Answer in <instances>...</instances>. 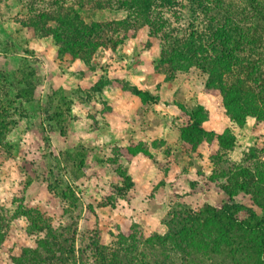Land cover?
I'll return each mask as SVG.
<instances>
[{
  "label": "trees",
  "instance_id": "16d2710c",
  "mask_svg": "<svg viewBox=\"0 0 264 264\" xmlns=\"http://www.w3.org/2000/svg\"><path fill=\"white\" fill-rule=\"evenodd\" d=\"M104 10L125 15L110 21L85 20L88 12ZM140 26L160 39V62L170 71L196 67L206 75L204 91L221 96L233 124L242 128L247 118L264 121V0H74L70 4L39 0V31L53 37L58 54L85 64L98 48L114 50ZM113 82L143 103L154 100L147 90L127 87L117 78ZM109 83L101 77L94 89L100 91ZM184 112L179 151L190 154L206 142L213 164L211 174L198 173L199 180L192 181L191 187L195 192L214 190L220 201L204 203L198 211L187 207L172 211L164 233L147 238L121 234L116 248L97 245L94 236L90 253H96L101 264H264V145L248 147L241 162L224 167L222 152L234 147V134L228 128L221 133L205 130L207 111L200 104ZM126 151L145 152L141 145ZM118 171L128 188L129 176ZM67 189L61 196L75 202L73 191ZM46 230L51 240L40 241L45 256L26 248L15 264H65L57 237L50 227ZM6 233L0 218V245ZM77 233L74 230L68 240L66 255L70 264H88L90 248L76 245ZM51 244L58 249L54 251Z\"/></svg>",
  "mask_w": 264,
  "mask_h": 264
},
{
  "label": "rangeland",
  "instance_id": "374dc122",
  "mask_svg": "<svg viewBox=\"0 0 264 264\" xmlns=\"http://www.w3.org/2000/svg\"><path fill=\"white\" fill-rule=\"evenodd\" d=\"M72 2L74 0H68V4ZM89 6L87 3L85 8L88 9ZM124 15L121 11L111 13L104 10L88 12L84 17L87 21L98 19L110 21L120 19ZM160 43L158 37L149 34L148 27L140 26L132 32L131 37L116 45L114 50L107 46L98 48L88 64L80 60L79 66L71 69V63L79 59L58 54L53 37L43 35L39 31V0H0V218L7 226V233L0 245V264H15L14 259L26 248L36 249L38 254L45 256L40 241L44 238L51 240V237L47 238L46 229L49 227L57 237L55 242L61 247L65 264H70L66 250L74 230L78 232L75 234L78 239L76 245L90 248L88 264H101L97 254L90 253L94 248L92 245L94 236L97 245L116 248L121 234L133 232L137 236L147 238L154 233H164L165 222L172 211L185 207L192 211L202 208V206L192 208L175 201L162 219V230L145 235L136 224L123 230L116 222L110 223L109 218H103L101 213L109 208L108 205L115 204V195L122 194L119 188L125 189L127 183L122 180L118 186L115 178L111 179L114 177L112 173L116 177H121L115 164L117 157L115 143L125 139L123 137L107 139V144L100 148L101 154L95 155L99 158L102 155V158L106 159V170L95 165L97 168L91 172L89 160L86 163L82 160L84 156L82 151L73 154L61 149L59 152L57 139L52 134L73 127L83 136L88 128H92V123L97 126L102 121L100 115H91L92 123L86 117H80L76 121L75 114L73 112L69 114V110L72 109L70 104L84 105V101H97L101 90H95L94 86L99 79L102 77L111 80L107 86L116 87L113 79H116L120 71L125 70L129 74L132 73L134 78L119 79L121 83H126L127 87H130L136 86L132 83L137 82L141 90L147 84L149 92L154 97L153 101H183L184 110L180 109L178 113L172 115L181 117V121L158 117L155 124L157 132L169 128L172 131L171 143L174 146L180 145L178 138L183 117L186 116L184 111H192L199 104L198 95L201 93L200 90L204 91L206 75L196 67L186 71H170L169 65L160 62ZM43 45L44 49L48 46L50 49L53 47L55 67L58 69L55 75L59 80H53L50 76L45 77L46 72H43V69L46 61L40 52ZM80 67H83L85 72H82ZM96 72L100 73V78L93 82L95 79L93 75L96 77ZM139 72L143 74L146 72L149 76L141 79L133 75ZM51 73L48 72L49 75ZM80 79L83 80L82 83ZM54 81L57 87L52 86ZM118 85L121 86L120 83ZM124 91L129 93L125 100L133 101L131 96L135 95L129 90ZM204 95V100L212 102L214 119L228 123L230 120L225 113L221 96L205 91ZM138 100L141 101L139 98ZM157 109L162 113L163 109ZM205 110L207 111L206 108ZM88 116L91 118L90 114ZM247 119L242 128L229 122L228 129L235 136V145L231 150L222 152L224 167L241 162L243 152L248 147L264 145V121L257 123L254 118ZM114 127V130L118 129ZM87 141L88 138L82 137V143ZM87 156L94 157L91 153ZM210 168L213 169V164ZM87 169L88 172L85 173ZM99 173L109 175L104 178L105 184L103 186L95 184L90 187L91 192L88 190L85 194V187H81L78 182L79 175L80 178L84 174L88 178L92 175L97 179ZM28 186L30 190L25 198L23 190ZM67 187L71 188L77 198L75 202L61 196L64 191H68ZM39 192H42L41 196ZM95 193H98L96 198ZM23 199L27 200L26 203ZM192 205L195 206L196 203ZM99 206L102 207L101 211L98 210ZM50 247L54 251L58 249L55 244H51Z\"/></svg>",
  "mask_w": 264,
  "mask_h": 264
},
{
  "label": "crops",
  "instance_id": "0c3cea01",
  "mask_svg": "<svg viewBox=\"0 0 264 264\" xmlns=\"http://www.w3.org/2000/svg\"><path fill=\"white\" fill-rule=\"evenodd\" d=\"M44 48L43 45L40 52H42L41 55L44 56L46 61V66L43 69V72H46L45 77L50 76L53 80H59L55 75L58 69L55 67L53 47L51 49L50 46ZM43 52L46 53L43 54ZM80 63V60H74L71 63V69H75ZM80 68L82 72H85L83 67ZM48 72H52L51 75ZM119 73L116 76L117 79L127 78L129 80L130 77L134 78L131 75L132 73L129 74L125 70ZM133 75L141 79L149 76L146 72L144 74L143 72L134 73ZM93 77L95 78L93 82H96L100 78V73L96 72V77L94 75ZM79 81L83 82L81 79ZM132 84H136L139 88L137 82ZM52 86L57 87L56 81L52 82ZM80 86L83 87V85ZM117 87L104 86L98 93L97 101H84V105L70 104L72 109L69 110V114L73 112L76 121L80 117H86L92 123L91 115H100V119H102L97 126L92 123V128H88L83 136L73 127H68L65 131L59 130L52 133L53 137L57 139L58 151L62 149L73 154L82 151L84 154L82 160L84 163L89 160V170L91 172L97 168L95 165H98L104 171L106 170V159L102 158V155L100 158L95 157V155L97 153L101 154L100 148L107 144V139L122 137L125 139L115 143V147L120 149L121 152V155L116 157L115 164L116 168L119 167L129 176L130 186L124 189L119 196L115 195V204L113 206L108 205V211H103L101 213L102 217L109 218L110 223L116 222L123 230H127L132 224L139 225L143 233L149 235L163 229L162 219L170 205H173L175 201L187 204L192 208L202 206L204 203L214 204L219 202L221 195L214 190L195 192L191 187L192 181L199 180L198 173H202L204 176H209L211 173L212 163L209 158L211 151L208 144L201 142L194 152L190 154L181 153L179 151L180 145L174 146L170 141L172 131L169 128L156 131L155 124L158 117L164 118V120L166 118H173L175 121L182 120L181 117H173L172 115L180 111V105L184 104L183 101H147L143 103L136 96L131 95L133 101H127L125 96L128 98L129 93ZM143 87V90H150L147 84ZM199 92L201 93L198 95L199 101L197 102L207 109V120L202 123V127L207 131L216 133H221L229 128V122L231 123V121L227 123L226 121L214 119L212 102L204 100V91L200 90ZM157 108L163 109L162 113ZM157 110L158 112H155ZM89 114L91 118L88 116ZM113 127L118 129L114 130ZM82 137L88 138L89 141L82 143ZM137 145H141L145 152H136L133 155L127 153L126 149L128 147ZM90 153L94 157L90 156L88 158L87 155ZM87 172L88 169L85 170V173ZM112 174L114 177H111V179L115 178V183L118 186L121 185L122 178L116 177L114 173ZM107 176L109 175L104 176V174L99 173V177L94 179L92 175L89 178L85 174L81 178L79 175L78 182L81 187H85L86 194L88 190L91 192L90 187L95 184L103 186L105 184L104 178ZM81 180L82 182H80ZM30 186L23 190L25 198L28 195ZM39 193L41 196L42 192ZM97 194L95 193V198ZM23 201L26 203L27 200L23 199ZM192 203H196V205L193 206ZM99 209L101 211L102 207L99 206ZM94 210L98 212L96 209Z\"/></svg>",
  "mask_w": 264,
  "mask_h": 264
}]
</instances>
